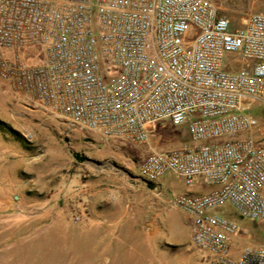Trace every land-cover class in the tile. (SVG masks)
Segmentation results:
<instances>
[{
  "label": "built area",
  "instance_id": "obj_1",
  "mask_svg": "<svg viewBox=\"0 0 264 264\" xmlns=\"http://www.w3.org/2000/svg\"><path fill=\"white\" fill-rule=\"evenodd\" d=\"M221 10L215 0H0V79L107 139L140 144L154 123L184 126L190 143L151 148L140 176L154 184L171 172L188 188L172 201L208 264H264V12L234 25ZM238 219L256 222L260 241Z\"/></svg>",
  "mask_w": 264,
  "mask_h": 264
},
{
  "label": "rangeland",
  "instance_id": "obj_2",
  "mask_svg": "<svg viewBox=\"0 0 264 264\" xmlns=\"http://www.w3.org/2000/svg\"><path fill=\"white\" fill-rule=\"evenodd\" d=\"M215 1L234 25L264 12V0ZM189 143L184 126L166 121L145 143L107 139L0 79V264H208L172 201L185 191L180 178L169 172L149 187L139 174L151 148ZM238 223L260 241L256 222Z\"/></svg>",
  "mask_w": 264,
  "mask_h": 264
},
{
  "label": "crops",
  "instance_id": "obj_3",
  "mask_svg": "<svg viewBox=\"0 0 264 264\" xmlns=\"http://www.w3.org/2000/svg\"><path fill=\"white\" fill-rule=\"evenodd\" d=\"M184 190H188V188L185 187ZM195 190H196V189H194V191H195ZM101 241H102V242H99V244H100V245L104 244V242H105L104 236L102 237Z\"/></svg>",
  "mask_w": 264,
  "mask_h": 264
},
{
  "label": "water",
  "instance_id": "obj_4",
  "mask_svg": "<svg viewBox=\"0 0 264 264\" xmlns=\"http://www.w3.org/2000/svg\"><path fill=\"white\" fill-rule=\"evenodd\" d=\"M145 183H146L147 186H149V187H151V186L153 185V183H151V182H146V181H145Z\"/></svg>",
  "mask_w": 264,
  "mask_h": 264
}]
</instances>
